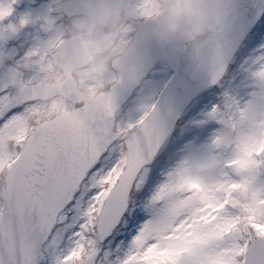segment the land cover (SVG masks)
Segmentation results:
<instances>
[{
	"label": "snow or ice",
	"instance_id": "obj_1",
	"mask_svg": "<svg viewBox=\"0 0 264 264\" xmlns=\"http://www.w3.org/2000/svg\"><path fill=\"white\" fill-rule=\"evenodd\" d=\"M16 2L0 0V22ZM240 8L249 26L228 86L201 101L210 111L232 88L248 90L247 104L264 105V0ZM55 12L45 0L18 24H0V264H264V172L197 201L137 193L133 204L111 158L95 156L68 122L42 111L35 50ZM33 22L32 43L18 55L10 42ZM257 153L264 155V141L245 150L249 159Z\"/></svg>",
	"mask_w": 264,
	"mask_h": 264
},
{
	"label": "water",
	"instance_id": "obj_2",
	"mask_svg": "<svg viewBox=\"0 0 264 264\" xmlns=\"http://www.w3.org/2000/svg\"><path fill=\"white\" fill-rule=\"evenodd\" d=\"M120 0H69V13L100 9L111 13ZM242 0H164L153 19L138 27L133 44L116 60L120 81L91 103L60 115L80 136L87 149L100 156L115 137L116 110L129 97L150 67L166 59L174 74L155 109L131 133L128 163L118 181L127 193L141 168L154 162L169 145L178 119L193 98L211 89L224 76L248 20ZM65 42L61 48L66 54ZM63 57V56H62ZM45 96L48 89L38 86ZM56 118V117H55Z\"/></svg>",
	"mask_w": 264,
	"mask_h": 264
},
{
	"label": "rangeland",
	"instance_id": "obj_3",
	"mask_svg": "<svg viewBox=\"0 0 264 264\" xmlns=\"http://www.w3.org/2000/svg\"><path fill=\"white\" fill-rule=\"evenodd\" d=\"M65 1L51 0L56 12L42 26V45L35 50L39 71L48 70L45 60L69 39L71 34L68 29L76 30L78 26L83 28L81 25L89 18L83 14H66L62 8ZM44 2L45 0H17L12 15L0 24H18L21 17L34 13ZM36 29L34 22L29 23L21 29L20 39L10 44H20L26 50L32 43L27 38L34 36ZM108 71L109 76L115 79V70L109 68ZM170 76L171 71L166 62L157 63L117 111L114 125L116 136L104 153L115 166L113 178L116 182L127 162L128 135L150 113ZM221 84L227 87L228 77L218 86ZM214 90L197 98L187 109L182 118L184 123L179 129V137L176 136L174 145L159 162L158 168L146 167L141 171L138 180L145 185V199L152 193H159L162 200L197 201L203 194L213 193L220 184L228 180H256L264 172L261 167L264 155L257 153L250 159L245 156L248 146L264 141V105L259 102L255 105L247 104L249 97L245 93L248 90L241 89L236 94L237 89L232 88L233 95L223 101V106L210 111V106H201V101ZM217 99H220L219 92ZM237 104L240 106L237 107ZM184 138L185 142L182 140ZM236 161L241 163H235Z\"/></svg>",
	"mask_w": 264,
	"mask_h": 264
},
{
	"label": "flooded vegetation",
	"instance_id": "obj_4",
	"mask_svg": "<svg viewBox=\"0 0 264 264\" xmlns=\"http://www.w3.org/2000/svg\"><path fill=\"white\" fill-rule=\"evenodd\" d=\"M125 2L121 0L109 17L101 12L92 13L86 15L89 18L81 25L83 28L68 29L69 38H78L70 46L76 50L70 67L57 61L56 51L46 58L48 70L39 71L36 83L53 87L50 97L40 98L42 111L49 118L81 107L107 90L114 83L108 74L113 60L130 45L136 27L154 17L163 5L162 0ZM24 51L25 46L18 45V55Z\"/></svg>",
	"mask_w": 264,
	"mask_h": 264
},
{
	"label": "trees",
	"instance_id": "obj_5",
	"mask_svg": "<svg viewBox=\"0 0 264 264\" xmlns=\"http://www.w3.org/2000/svg\"><path fill=\"white\" fill-rule=\"evenodd\" d=\"M144 185H142L141 183L136 184V189L138 190L139 188L143 187Z\"/></svg>",
	"mask_w": 264,
	"mask_h": 264
}]
</instances>
